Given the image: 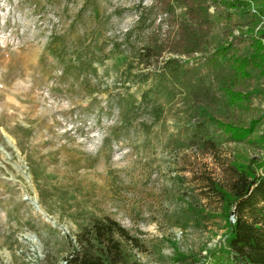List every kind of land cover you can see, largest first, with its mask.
I'll return each instance as SVG.
<instances>
[{
    "label": "rangeland",
    "instance_id": "374dc122",
    "mask_svg": "<svg viewBox=\"0 0 264 264\" xmlns=\"http://www.w3.org/2000/svg\"><path fill=\"white\" fill-rule=\"evenodd\" d=\"M209 11L207 50L232 28ZM234 19L247 21L244 8ZM169 20L156 0H0V264H68L76 234L103 216L139 240L142 264H212L225 226L210 183L228 187L230 161L264 149L207 122L202 142L199 105L258 120L264 134V101L252 94L232 111L144 80L155 65L138 64V51L172 33Z\"/></svg>",
    "mask_w": 264,
    "mask_h": 264
},
{
    "label": "trees",
    "instance_id": "16d2710c",
    "mask_svg": "<svg viewBox=\"0 0 264 264\" xmlns=\"http://www.w3.org/2000/svg\"><path fill=\"white\" fill-rule=\"evenodd\" d=\"M156 2L170 19L166 25L173 31L150 40L138 51V64L155 65L154 70L141 72L147 75L144 80L148 75L157 81L170 80L200 93L207 102H221L232 111L248 107L252 94L264 101V0ZM177 7L183 9L181 14L176 13ZM211 7L217 9L232 28L221 44L207 50L212 29ZM241 8L248 15L244 24L234 19V12ZM138 21H143L142 14ZM164 53L168 54L166 58L162 56ZM160 57L164 59L158 61ZM255 77L260 78L261 86L252 88ZM262 112L264 117V110ZM198 113L200 120L196 125L202 142L212 141L206 127L202 126L207 122L219 127L227 141H253L264 149V134H255L258 120L245 121L240 117L221 120L206 104L199 105ZM251 164L260 167V172ZM229 166L233 178L228 187L210 183L211 191L220 200L219 214L225 226L224 244L210 252L212 264H264V156L247 157L246 162L232 160ZM188 208L195 218L198 210L191 204ZM76 235L77 246L67 259L68 264H142L132 253V249L140 246L139 240L111 217L92 218Z\"/></svg>",
    "mask_w": 264,
    "mask_h": 264
}]
</instances>
